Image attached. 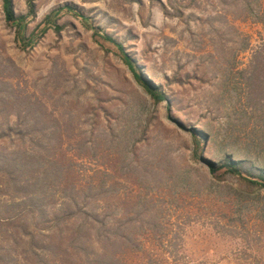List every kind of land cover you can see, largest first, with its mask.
Returning a JSON list of instances; mask_svg holds the SVG:
<instances>
[{
  "label": "rangeland",
  "instance_id": "374dc122",
  "mask_svg": "<svg viewBox=\"0 0 264 264\" xmlns=\"http://www.w3.org/2000/svg\"><path fill=\"white\" fill-rule=\"evenodd\" d=\"M253 1L0 0V264H264Z\"/></svg>",
  "mask_w": 264,
  "mask_h": 264
},
{
  "label": "trees",
  "instance_id": "16d2710c",
  "mask_svg": "<svg viewBox=\"0 0 264 264\" xmlns=\"http://www.w3.org/2000/svg\"><path fill=\"white\" fill-rule=\"evenodd\" d=\"M253 2L255 4H258V5L255 8L253 6H250L248 9L249 14L255 13L257 16V19L261 22H264V17H262V16H264V10L260 6L261 1L260 0H254ZM3 10L5 13V19L7 22L17 20L18 24H20L21 22H24L26 20L27 13L19 14V15L15 14V12L13 10V6H12V0H3ZM28 12L34 13V2H33V0H29V11ZM248 16H250V15H248ZM16 34L17 35L19 34L18 28L16 29ZM107 37L112 39L109 36H107ZM119 46L121 47V45H119ZM124 59H125L127 65L133 70V73H134L137 81L145 88V90L148 93H150L153 96L155 101L164 100V93L161 90H159L151 82H149L147 80H143L140 75L135 73L133 62L127 54H124ZM244 160H246V159H244ZM245 162L246 161L234 162V161L230 160V158H228V157L220 160L218 165H215L211 161H206V163L209 166V169L211 171V174L214 177L219 176L221 166H225L226 170L228 172H233L238 177H240V178H242V179H244V180H246L252 184H256L259 187H264V157L262 158V161L260 162V166L251 167L252 171H249V172H251L250 173L251 175H248V176L244 175L240 169V166L245 165Z\"/></svg>",
  "mask_w": 264,
  "mask_h": 264
}]
</instances>
